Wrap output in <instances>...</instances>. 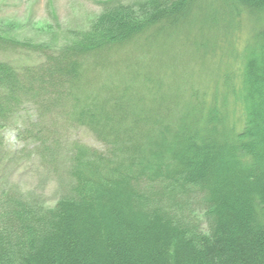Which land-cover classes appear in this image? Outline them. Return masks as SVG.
I'll use <instances>...</instances> for the list:
<instances>
[{
	"label": "trees",
	"instance_id": "obj_1",
	"mask_svg": "<svg viewBox=\"0 0 264 264\" xmlns=\"http://www.w3.org/2000/svg\"><path fill=\"white\" fill-rule=\"evenodd\" d=\"M130 1L101 3L62 46L0 25V264H264V0ZM180 44L212 66L185 78ZM29 108L52 207L8 184L2 134ZM50 125L103 149L61 152ZM183 205L206 231L178 221Z\"/></svg>",
	"mask_w": 264,
	"mask_h": 264
},
{
	"label": "rangeland",
	"instance_id": "obj_2",
	"mask_svg": "<svg viewBox=\"0 0 264 264\" xmlns=\"http://www.w3.org/2000/svg\"><path fill=\"white\" fill-rule=\"evenodd\" d=\"M109 1L0 0V25L9 28L10 33L19 39L32 42L51 41L52 45L62 46L70 43L74 32L82 31L88 27L91 20L102 11L100 4ZM128 1L131 2L125 0V2ZM244 35L243 29L239 30L238 36L241 40ZM189 48L185 44L178 45L173 57L180 58L179 62L184 64L181 69L182 72H185V78L192 79L202 74L212 64L201 62L192 55ZM5 58L14 64H31L35 61L32 58L17 56ZM33 121L32 109L29 108L3 131L2 136L6 150L9 154H16V162L14 161L11 166L12 179L8 180V184L13 185L24 194L30 193L26 195L41 196L45 204L52 207L60 195V184L56 180L55 174L46 169L37 158L35 149L39 143L29 140L26 136L27 131L34 128ZM44 133H48L50 139L58 141V145L62 149L61 152H64L73 142H79L99 150L103 149L94 136L83 128H74L68 131L66 127L60 128L58 135H53L50 125L49 128H44ZM44 133H40L39 135H42L40 137L43 138ZM49 138L46 139L47 142L50 141ZM47 142L46 144H48ZM60 169L61 167H59ZM175 213L178 216V221L183 226L189 227L192 232L206 231V218L202 212L181 206L178 210L176 209Z\"/></svg>",
	"mask_w": 264,
	"mask_h": 264
}]
</instances>
